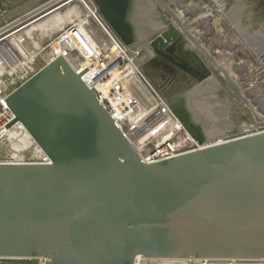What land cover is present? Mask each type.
<instances>
[{
	"label": "water",
	"instance_id": "obj_1",
	"mask_svg": "<svg viewBox=\"0 0 264 264\" xmlns=\"http://www.w3.org/2000/svg\"><path fill=\"white\" fill-rule=\"evenodd\" d=\"M47 1L15 6L0 23ZM130 1L113 2L120 8ZM154 1L170 16L158 42L185 36L195 49L188 53L189 62L202 67L207 58L246 106L259 107L264 86L249 101L240 94L218 56L207 53L191 34L197 17ZM87 3L94 7L93 1ZM155 44L150 46L176 68L204 79ZM233 56L229 52L222 59L230 63ZM163 72L169 80L165 85L147 78L175 113H201L200 100L195 109L175 106L188 85L180 93V79L168 67ZM6 103L13 121L25 126L51 164L0 165L1 257L49 255L46 264H132L138 254L264 257V130L217 129L218 144L147 164L62 57L15 89ZM215 107L224 112L220 102ZM187 125L200 129L196 120Z\"/></svg>",
	"mask_w": 264,
	"mask_h": 264
},
{
	"label": "built area",
	"instance_id": "obj_2",
	"mask_svg": "<svg viewBox=\"0 0 264 264\" xmlns=\"http://www.w3.org/2000/svg\"><path fill=\"white\" fill-rule=\"evenodd\" d=\"M68 2L72 0H49L0 23V145H4L8 153L5 157L0 152V164H51L50 157L25 126L18 120L13 121L14 114L6 99L58 57L94 90L99 103L143 162L164 161L212 145L188 127L187 116L179 117L144 76L137 63L139 51L134 53L132 45H124L103 21L104 24L96 23L102 30L93 24L83 8L87 0L72 5L73 9L78 5V10L75 9L78 15H72L64 24H54L55 15L63 13L67 4L71 6ZM8 10L0 9V17ZM0 260L4 264L51 261L49 255L0 256ZM132 264H264V257H146L138 254Z\"/></svg>",
	"mask_w": 264,
	"mask_h": 264
},
{
	"label": "flooded vegetation",
	"instance_id": "obj_3",
	"mask_svg": "<svg viewBox=\"0 0 264 264\" xmlns=\"http://www.w3.org/2000/svg\"><path fill=\"white\" fill-rule=\"evenodd\" d=\"M26 1L28 0H18L15 6ZM163 1L176 13L177 9L181 8L188 17H197L192 24L196 21L197 23L200 22V24L196 26L197 29L190 27L191 34L196 37L199 44L207 53L218 56V63L238 85L240 94L243 97L251 100V98L257 96L264 86V41H261L264 34V0H207L210 3L202 7L200 0L198 2L196 0L197 4L189 3L190 0H175L177 4L179 3L181 5L177 8L174 6L176 4L174 0ZM131 3L132 0L128 5ZM155 4L158 7V13L161 15L159 19L168 22L170 19L169 14L157 2ZM127 6L120 8L126 9ZM10 8L3 6L0 1V9L7 10ZM208 14L212 17L215 15L218 17L219 20L216 21L215 27L211 28L213 22L210 21ZM177 15L179 16L180 14L178 13ZM200 29L204 31L201 32L199 31ZM229 36L231 37L230 39L228 38ZM179 38H182L183 41L179 40L178 43L175 44L174 42L171 44L169 40H165L163 44V40H161L162 42L159 41L155 46L172 60L187 66L194 74L201 75L204 78L202 81L197 80L191 73L184 72L178 67L176 68L172 62L159 55L149 45L151 49L149 53H151L150 55L153 58L152 63L161 66L163 69L164 67L170 68L173 75L182 82L184 87L180 93L188 85V89L184 91L180 98L176 99L175 106L182 109L187 104V106L195 109L197 100H200L204 104L203 108L200 109L204 113L203 116L212 119L211 116L217 117L218 115H224L226 108H232L231 104L228 103V98L232 97L235 101L242 100L229 88L225 78L211 67L207 58H205L206 62L203 61L205 64L202 67L189 62L187 56L189 51L195 50L193 48L194 46H192V42L185 36L180 35ZM179 38H176V40ZM232 42L233 46L231 48L233 51L230 53L234 55V58L228 63L222 58L229 53V45ZM139 45L141 44L139 43ZM215 50H219L220 54H216ZM223 62L225 63L223 64ZM163 69L162 73H164ZM161 76V81L158 84L165 85L169 81L166 80L168 75L165 72V75ZM247 90L250 91L251 97L246 94ZM262 99H264V96ZM215 101L222 104L224 112L222 108L215 107ZM257 105L254 106L257 107ZM231 125V123L228 124V126Z\"/></svg>",
	"mask_w": 264,
	"mask_h": 264
},
{
	"label": "rangeland",
	"instance_id": "obj_4",
	"mask_svg": "<svg viewBox=\"0 0 264 264\" xmlns=\"http://www.w3.org/2000/svg\"><path fill=\"white\" fill-rule=\"evenodd\" d=\"M0 1L2 2L3 6H6L7 8L8 7L12 8L17 4L16 2L18 0H0ZM76 1L79 0H72L71 3H75ZM91 1H93L94 7L92 8L91 6H89L86 0H85L86 2L85 7L88 8L87 13H89L88 15L91 16L94 25H96L99 29H101L97 24L98 23L102 24L104 22L105 24L104 23L103 24L113 35L118 37L116 32L119 33V39L124 45L126 44L129 46L130 44L129 41L130 42L133 41L131 44L132 47L135 49L132 50H136L139 43L141 44L140 46H144L142 48H139V54H138V57L141 58V60L143 61L141 64L142 73L144 75L146 74V76L152 81V84L153 83L158 84L161 81L160 79L162 78L161 75L163 74L162 73L163 68L159 65H155L152 63L153 58L150 55L151 53H149L151 51L149 45L158 42L159 38L156 39L157 36H160L163 33L164 30L163 28H166L167 26L170 25L169 23L170 21L167 22L159 19L161 18V15L157 11L158 7L155 4V2L151 0H147V1L132 0V3L128 5L126 9H122V8H116L113 0H98L96 2L94 0ZM206 1L207 0L205 1L200 0V2H202L200 3L201 7L203 5L210 3ZM197 2L196 0H190L189 3L197 4ZM175 3L176 4H174V6L176 8L178 6H181L179 3L177 4L176 1ZM91 10L94 12L93 14L91 13ZM75 11L76 10H72L68 14L65 13L66 14L65 17H60L56 19V22L54 24L57 25L64 24L67 21V19H69V17H71L72 15L76 16L75 14H72ZM208 16L213 20L216 21L219 20L218 17H216V15L215 16L213 15L215 18L209 14ZM99 18H103L104 21L103 22L100 21ZM199 24L200 22L197 23L196 21L190 27L191 28L195 27L197 29L196 26H198ZM38 25L39 24L36 21V26H35L36 30L38 29ZM211 27H215V26L213 25ZM199 31L203 32L204 30L200 29ZM134 40L136 41L134 42ZM175 40L176 39H174L173 42L169 40V42L171 44L175 42L176 44L178 43L179 40L183 41L182 38H179L176 41ZM144 42H146V45L143 44ZM228 103H230L235 107L231 109L226 108L225 110L226 115L225 114L218 115L217 117L211 116L212 119H210L206 116H203L204 114L202 112L194 113V111L192 110L189 111V114L186 113L187 119L196 120L197 123L200 124V127L202 123H204L206 125L207 131L211 132L214 129L216 133H217V129L226 131L228 128L234 125L237 126L238 130H243L245 131V133L259 132L264 130V118H262V116H264V99L260 103V106H262L261 108L260 106L256 107L254 105H250L248 107L243 101H238V100L235 101L234 98L232 97L228 98ZM255 107L257 108V110L255 109ZM235 113L241 118L240 121H236L237 116ZM229 123H231L232 125L228 126ZM215 126L217 127L216 129ZM211 141H217V137L215 136L214 139H212ZM0 264H4V261L0 260Z\"/></svg>",
	"mask_w": 264,
	"mask_h": 264
},
{
	"label": "bare ground",
	"instance_id": "obj_5",
	"mask_svg": "<svg viewBox=\"0 0 264 264\" xmlns=\"http://www.w3.org/2000/svg\"><path fill=\"white\" fill-rule=\"evenodd\" d=\"M70 1V0H69ZM91 1V0H90ZM80 2V0L79 1H76L75 3L77 4V3H79ZM68 3H70L71 4V6L69 5V4H67L66 5V7H65V9H64V11H63V13H61V14H59L58 15V13L55 15V17L53 18L54 19V21H56V19H58V18H60V17H65V15L66 14H68L70 11H72V10H75V9H77L78 10V5H76L74 8L75 9H73L72 8V5L74 4V3H71V2H68ZM83 5V4H82ZM83 8L86 10V12H87V7H85L84 5H83ZM77 10L74 12V13H72V14H75V15H78L79 13H77ZM91 12H92V14L94 13L92 10H91ZM66 13V14H65ZM37 22H39V20L37 21ZM137 40V39H136ZM133 41H131L130 43H132ZM143 46H140V45H138L137 46V48H136V50H133V52L134 51H136V52H138L139 51V48H142ZM135 53V52H134ZM142 60H141V58H139L138 57V60H137V63H138V65H140V68H141V64H142ZM139 68V67H138ZM141 70H142V68H141ZM146 78H147V76H146V74L144 75ZM139 77V76H138ZM140 78V77H139ZM141 79V78H140ZM148 79V78H147ZM141 86V85H140ZM147 86V85H146ZM143 87V86H142ZM249 101V100H248ZM251 103H247V105H250ZM252 105V104H251ZM255 109L257 110V108L255 107ZM259 111V110H258ZM261 115V114H260ZM231 116V115H230ZM235 117V116H234ZM262 118H264V116H262ZM231 120V119H230ZM235 124V123H234ZM245 132V131H244ZM196 134L198 135V136H200L202 139H204L205 141H206V143H210V144H218L220 141H221V138H220V136H218L217 135V133L214 131V129L210 132V131H207L206 130V125L204 124V123H202V125H201V127H200V129H199V131H196ZM217 137V141H211L212 139H214V137ZM209 141H211V142H209ZM0 152H2V154L1 155H4L5 154V157H7V155L6 154H8V153H6L5 152V146L4 145H0ZM0 165H4V164H0Z\"/></svg>",
	"mask_w": 264,
	"mask_h": 264
},
{
	"label": "crops",
	"instance_id": "obj_6",
	"mask_svg": "<svg viewBox=\"0 0 264 264\" xmlns=\"http://www.w3.org/2000/svg\"><path fill=\"white\" fill-rule=\"evenodd\" d=\"M117 8V7H116ZM107 10H108V8H107ZM92 13V12H91ZM100 14V13H99ZM210 19V21H212L213 22V25L215 26L216 25V20H213L212 18H209ZM99 20L100 21H104V19L103 18H99ZM106 22V21H105ZM212 28V27H211ZM116 32V31H115ZM116 34L119 36V33H117L116 32ZM229 39L231 38L230 36L228 37ZM262 41H264V38L262 37V39H261ZM233 44V42L229 45V49H230V51L229 52H232L233 51V49L231 48V46H233L232 45Z\"/></svg>",
	"mask_w": 264,
	"mask_h": 264
}]
</instances>
